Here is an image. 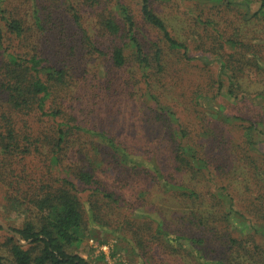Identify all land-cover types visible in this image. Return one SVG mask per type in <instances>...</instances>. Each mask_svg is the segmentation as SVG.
<instances>
[{
  "label": "rangeland",
  "instance_id": "374dc122",
  "mask_svg": "<svg viewBox=\"0 0 264 264\" xmlns=\"http://www.w3.org/2000/svg\"><path fill=\"white\" fill-rule=\"evenodd\" d=\"M114 1L0 0L2 15L16 18L23 27L20 36L5 39L9 51L36 55L40 62L63 67L68 73L66 85L57 83L53 98L47 100L61 111L57 121L106 133L143 153L123 163L98 134L77 133L82 135H68L71 138H66L57 161H51L50 150L56 143L53 121L41 115L36 102L21 110L11 108L1 86L6 57L0 55V139L9 125L14 129L11 148H7L10 153L0 154L3 264H15L10 244L18 237L11 227L38 221L42 211L37 199L44 190L61 188L63 179L73 183L71 194L82 219L83 238L72 251L91 262L203 264L198 258L202 254L209 261L264 264V134L244 129L247 119H259L258 126L264 129V115L252 99L264 89V77L255 75L260 67L255 65L256 56L264 63V50L230 51L220 42L229 37L264 43V19L254 14L260 1L244 0L248 4L242 6V0H150L188 51L185 57L179 50L164 47L162 65L147 71L151 85L132 58L121 68L111 64L109 54L117 39L98 23ZM119 1L133 13L141 40L148 45L158 41V33L141 18L140 0ZM74 13L91 30L102 54H88L87 41L73 23ZM198 16L212 22L200 24ZM215 33L219 38H213ZM218 56L227 61V70H222ZM227 73L234 75L237 95L245 91L247 98L234 99L225 93L226 86L217 87L220 78L228 84ZM217 109L242 118L226 120ZM170 112L179 119L169 117ZM179 124L187 133L186 151L204 157L205 169H199L197 161L195 168L176 166L172 149ZM25 147L31 151L21 152ZM157 165L162 174L154 170ZM81 173L90 178H82ZM165 179L169 184L195 187L200 198H186L184 190L166 187ZM220 190L229 192L232 199L226 193L219 196ZM157 224L171 237L179 234L198 242L167 239L155 232ZM18 241L28 243L21 237Z\"/></svg>",
  "mask_w": 264,
  "mask_h": 264
},
{
  "label": "trees",
  "instance_id": "16d2710c",
  "mask_svg": "<svg viewBox=\"0 0 264 264\" xmlns=\"http://www.w3.org/2000/svg\"><path fill=\"white\" fill-rule=\"evenodd\" d=\"M259 1L260 4L254 14H258L260 18L264 19V0ZM227 2L232 1L227 0ZM240 4L246 6L248 3H245V1L242 0L240 1ZM111 8L112 9L109 13L106 15L104 14L99 19L98 24L103 32L111 35L114 40L117 39V44L112 46L111 53L109 54L113 67H124L128 63L129 58H132L138 72H140L142 76L144 75V77H146V83L151 85L148 81L149 73H147V71L152 65L158 67L162 65L161 60L164 53V47L179 50L185 57H187L188 51L186 45L171 34L165 20L152 8L150 0H140V14L143 22L148 24V26L159 35L157 39L158 41H152L150 45L141 40V35L139 36L141 28L126 4L116 0ZM35 20L36 24L39 26V17L36 16ZM196 21L206 26L212 22L211 19H203L201 16H198ZM73 23L81 29L82 39L87 41L86 47L88 54L93 56L102 54V50H100L92 41L93 35L91 30L88 27L83 26L79 14L74 13ZM22 32L23 27L20 21L16 18L2 15L0 12V55L2 58L6 57L5 71L2 72L4 75L1 83L2 91L6 94L8 101L11 103L10 106L12 109L21 110L30 106L31 101L36 102L35 104L38 110L40 109L41 115H46L48 117L47 119L53 121V124L51 125L55 130L56 143L50 150L51 161L53 159L57 161V155L64 149L63 143H65L66 138H71L68 137V135H82L77 133H89L90 135L98 134L105 144V147L118 155L123 163H125L124 160H127L130 156L142 157L143 153L132 151V146L116 141L112 136L106 133H97L91 128H87L86 126L81 127L76 123L69 124L63 121H57L56 116L60 114L61 111L59 107H52L51 103L48 105L47 100L49 101V99L53 98L52 89L57 83L62 84L63 86L66 85V77L68 73L63 67L40 62V60L36 58V55L24 57L14 53V51H9L7 46L4 45L7 36H20ZM219 35H221V33ZM213 36L214 39L219 38L216 33ZM220 42L223 48H226L228 45L230 51H234L240 47H255L258 51L261 49L264 50V43L255 44L251 43V41L246 42L244 39L240 40L227 37L220 40ZM129 48L131 51H129ZM216 58L221 61L222 70H227L229 67L227 61L219 56ZM261 59L262 57L259 58V55L256 56L255 61L257 63H255V65H259L260 67H258L259 73L256 72L255 75H261L264 77V63L258 61ZM28 71L29 77L26 78V75L28 76ZM228 78V84L224 83L221 78L218 79L217 87L221 89L226 86V89H224L225 93L232 96L234 99L238 98L240 100L247 98V95L244 94L246 93L245 91H242L240 96L234 91L233 88L236 87L234 75L228 74ZM237 86H241V84L237 83ZM249 96L250 95H248V97ZM252 99L259 104L264 115V89L256 91L253 94ZM208 101L209 98H207V102ZM217 112L220 114L219 109H217ZM168 116H174L175 119H179V116L173 112H170V115ZM219 116L226 120L242 118L240 116L231 117L225 114H220ZM168 120H170V118H168ZM247 120L249 124L246 125L244 129L254 130V132L257 131L259 134H264V129H261L260 126H258V123H261L259 119ZM12 130L14 131L12 125H9L7 133L2 135V139H0V154L4 152L10 153V150H7V148H11L10 141L14 135ZM243 134L244 137L247 136L246 132ZM185 137H187L185 129L181 124L177 125L175 128V135H173V143L175 144L172 149V155L178 164L176 166L180 170L183 169V167L195 168L194 164L195 161H197L199 165L201 164L199 169H205L208 161L204 157L196 155L195 152L189 153L186 151L187 145L183 143ZM94 148L98 150V148ZM83 150L84 149H81V151ZM30 151V147H25L21 152L27 153ZM154 170L159 172V174H162L161 167L158 165L154 167ZM81 175L82 178H90V174L88 173H81ZM208 177L212 180L210 176ZM63 181L64 183L61 185V188H58V190H44L37 199L36 203L42 211V215L38 221L28 220L24 223L23 227H11L15 233L20 235L21 239L28 242L27 244L21 243L14 237L13 240H11L10 252L15 264H102L99 262H91L77 252L72 251L76 245L81 243L83 238L82 219L80 211L76 206L75 199L71 194L73 183L67 179H63ZM68 185H70L71 188H69ZM165 186L184 190L183 195L188 199L200 198V193L195 187L180 184L175 185V183L169 184L166 179ZM49 188H51V186ZM223 193H226L225 196L232 199L229 192L223 190L218 192L219 196ZM155 232L161 234L167 239H184L189 240L194 244L195 241L198 242L195 239L184 237L179 234H175L174 237H171L170 234L167 231L162 230L158 224L156 225ZM198 255V258L202 260L203 264H229L228 261H222L221 258L216 259V261H209L202 254ZM0 264H3L2 256H0Z\"/></svg>",
  "mask_w": 264,
  "mask_h": 264
},
{
  "label": "water",
  "instance_id": "95a60500",
  "mask_svg": "<svg viewBox=\"0 0 264 264\" xmlns=\"http://www.w3.org/2000/svg\"><path fill=\"white\" fill-rule=\"evenodd\" d=\"M0 225L5 226L1 221H0ZM16 235H17L18 239H20V235L18 233H16Z\"/></svg>",
  "mask_w": 264,
  "mask_h": 264
}]
</instances>
